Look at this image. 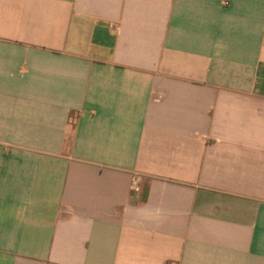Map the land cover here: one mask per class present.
I'll return each mask as SVG.
<instances>
[{"label":"crops","instance_id":"crops-1","mask_svg":"<svg viewBox=\"0 0 264 264\" xmlns=\"http://www.w3.org/2000/svg\"><path fill=\"white\" fill-rule=\"evenodd\" d=\"M0 264H264V0H0Z\"/></svg>","mask_w":264,"mask_h":264},{"label":"built area","instance_id":"built-area-1","mask_svg":"<svg viewBox=\"0 0 264 264\" xmlns=\"http://www.w3.org/2000/svg\"><path fill=\"white\" fill-rule=\"evenodd\" d=\"M140 182H141V178L139 176L133 177V179H132V191L134 193L140 192Z\"/></svg>","mask_w":264,"mask_h":264}]
</instances>
